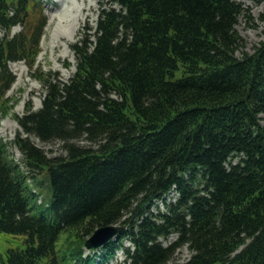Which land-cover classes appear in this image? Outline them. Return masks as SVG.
<instances>
[{"label": "trees", "instance_id": "obj_1", "mask_svg": "<svg viewBox=\"0 0 264 264\" xmlns=\"http://www.w3.org/2000/svg\"><path fill=\"white\" fill-rule=\"evenodd\" d=\"M40 3L0 0V111L15 81L9 62L35 67L47 23ZM112 4L99 11L93 38L73 44L69 80L33 72L46 94L39 109L16 116L27 135L15 140L29 175L0 140V232L25 243L0 264L80 263L78 245L110 224L123 229L103 261L121 248L131 264H264V40L245 51L236 24L246 9L237 0ZM16 24L27 28L10 35ZM32 134L61 140L64 153L48 157ZM43 170L49 219L32 213L27 184L43 185ZM173 188L178 197L167 201ZM185 245L191 256L172 263Z\"/></svg>", "mask_w": 264, "mask_h": 264}, {"label": "rangeland", "instance_id": "obj_2", "mask_svg": "<svg viewBox=\"0 0 264 264\" xmlns=\"http://www.w3.org/2000/svg\"><path fill=\"white\" fill-rule=\"evenodd\" d=\"M242 3L248 15L241 16L236 29L245 40V51L253 52L255 48L264 40V0H237ZM113 0H42L37 11H41L47 16V25L40 43V52L36 57L35 67L32 69L25 61L10 62L9 67L15 74V82L7 92L8 111H0V140L5 145L7 159L11 163H16L26 174L31 172L30 167L23 160L24 154L15 142L16 136L20 133L25 136L23 128L16 121V116L26 113L28 107L38 109L42 106L46 93L44 85L37 79L33 72L40 68V71L50 74L53 78L67 81L74 74L77 65V57L73 50V44L87 36H91L99 18V11L103 7H108ZM113 5V4H112ZM30 15L29 24L35 23L39 12ZM78 21V23H77ZM77 23V24H76ZM78 27V28H77ZM22 27L20 25L13 28L17 32ZM75 29V30H74ZM0 35L3 33L0 30ZM264 122V121H263ZM31 141L44 150L48 157H54L64 153L61 140L43 141L34 134L30 135ZM37 178L43 180L40 188H35L38 199L49 196L47 172H37ZM31 180V182H30ZM28 183L33 179H28ZM51 188V184H50ZM31 190V189H28ZM37 196L30 201L32 213L44 215L48 219L51 217V194L45 198L43 204L38 202ZM90 237V236H89ZM87 237V238H89ZM67 235L61 237L59 245L66 247L69 241ZM86 238V239H87ZM73 242H77L75 239ZM128 244V242H126ZM24 247V237L10 233L0 232V256L6 258L9 248ZM81 247V244L78 245ZM101 246L91 249H83L81 258L90 256L97 259V254L101 251ZM191 253L186 247H182L174 255L172 263L187 260ZM73 260V255L68 257ZM83 261V260H81ZM98 261V259L96 260ZM107 261V262H106ZM103 264H129L125 261V254L122 250L114 252L110 260L106 259ZM79 264L73 261L69 264Z\"/></svg>", "mask_w": 264, "mask_h": 264}, {"label": "water", "instance_id": "obj_3", "mask_svg": "<svg viewBox=\"0 0 264 264\" xmlns=\"http://www.w3.org/2000/svg\"><path fill=\"white\" fill-rule=\"evenodd\" d=\"M121 228L122 226H114V225H108L98 228L97 230H95L93 235L86 240L85 242L86 247L90 248L105 243L108 239H110L117 232H119Z\"/></svg>", "mask_w": 264, "mask_h": 264}, {"label": "bare ground", "instance_id": "obj_4", "mask_svg": "<svg viewBox=\"0 0 264 264\" xmlns=\"http://www.w3.org/2000/svg\"><path fill=\"white\" fill-rule=\"evenodd\" d=\"M77 23H78V21H77ZM77 23H76V24H77ZM77 28H78V27H77ZM74 30H75V29H74ZM15 83H16L15 86H17L18 83H17V82H15Z\"/></svg>", "mask_w": 264, "mask_h": 264}]
</instances>
